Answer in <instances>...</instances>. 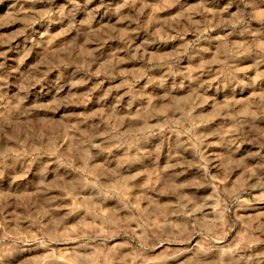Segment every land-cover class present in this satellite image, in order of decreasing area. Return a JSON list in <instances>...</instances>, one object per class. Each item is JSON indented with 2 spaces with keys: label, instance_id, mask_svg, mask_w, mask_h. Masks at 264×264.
<instances>
[{
  "label": "rangeland",
  "instance_id": "1",
  "mask_svg": "<svg viewBox=\"0 0 264 264\" xmlns=\"http://www.w3.org/2000/svg\"><path fill=\"white\" fill-rule=\"evenodd\" d=\"M0 264H264V0H0Z\"/></svg>",
  "mask_w": 264,
  "mask_h": 264
}]
</instances>
